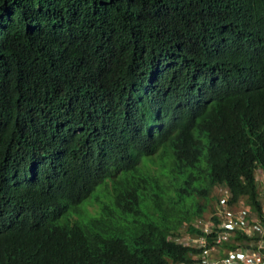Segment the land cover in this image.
<instances>
[{"label": "trees", "instance_id": "trees-1", "mask_svg": "<svg viewBox=\"0 0 264 264\" xmlns=\"http://www.w3.org/2000/svg\"><path fill=\"white\" fill-rule=\"evenodd\" d=\"M256 167L264 0H0V264L186 262Z\"/></svg>", "mask_w": 264, "mask_h": 264}, {"label": "built area", "instance_id": "built-area-1", "mask_svg": "<svg viewBox=\"0 0 264 264\" xmlns=\"http://www.w3.org/2000/svg\"><path fill=\"white\" fill-rule=\"evenodd\" d=\"M216 213L220 217L218 223L210 218L198 222L203 232L196 239L202 246V254L208 257L191 264H264V219L251 212L248 205L233 208L227 204L226 196L221 198ZM229 229L239 230L250 239L245 247H227L225 254H220L218 243L230 239ZM210 234L214 238L209 245L207 235Z\"/></svg>", "mask_w": 264, "mask_h": 264}, {"label": "clouds", "instance_id": "clouds-1", "mask_svg": "<svg viewBox=\"0 0 264 264\" xmlns=\"http://www.w3.org/2000/svg\"><path fill=\"white\" fill-rule=\"evenodd\" d=\"M258 169H260V170H258ZM255 177H256V180H257V183H258L257 186H258L259 195H260V202H261V206H262V208H261L262 213H263L262 216H260L251 207V204L248 203V202H242V201H238V202L234 201V202H232V201H230L229 189L227 187L220 186V187L217 188V191H215L216 198L214 199L213 204H212V206L215 209L214 210V214L217 216V220L216 221L213 220L210 217V213H208V214H206V217L198 218L197 221H196V224L198 225L199 220L206 219V218H210L212 220V222H215V223H218L220 221V217L216 213V211L220 207V200H221V198L223 196H226L227 204H230L233 208H240V206L248 205L250 207L251 212H254L256 215H258L259 217L264 219V210H263V204H264V170H262L260 167H256L255 168ZM83 211H85V212H83ZM83 211H80V215L81 214L82 215H87V218H88L90 213H97L96 212L97 208L89 207L88 209H85ZM75 216H78V215H75ZM80 220H82V219H80ZM229 231L231 233L230 239L223 240L222 242L218 243V247L220 249V252H219L220 254H225V252H226L225 248H227V247H238V246L245 247L243 245V243L238 238H235L237 233L239 232V230H237V231L235 230L234 231L233 229H229ZM201 233H195V234L184 233L185 235L183 234L182 239L181 240L179 239V240L182 241L184 244H188V245L194 246L197 249L195 251H191L190 256L186 260V262L180 261V262H172V263H169V264H191L192 262H201L202 259H204L205 257H208L205 254H202V246L198 245V240L196 239L198 237V235L201 234ZM213 235L214 234L207 235V238L209 239V241H208L209 245L211 244V242H212V240L214 238ZM249 239H250L249 236H247V238H242L243 242H245L246 244L248 243L247 241ZM232 245H234V246H232Z\"/></svg>", "mask_w": 264, "mask_h": 264}, {"label": "rangeland", "instance_id": "rangeland-1", "mask_svg": "<svg viewBox=\"0 0 264 264\" xmlns=\"http://www.w3.org/2000/svg\"><path fill=\"white\" fill-rule=\"evenodd\" d=\"M258 170H260V169H258ZM102 185H98L95 189H94V191L91 193V195L89 196V197H91V196H94V195H98L100 198H103V194L102 195H99L98 194V192H97V189L98 188H100ZM215 191H217V188H216V190ZM215 191L213 192V193H215ZM88 197V198H89ZM87 199V198H86ZM86 199H84V200H86ZM83 200V202L82 203H80L79 204V206L82 208V210H84V204H85V202L86 201H84ZM213 201H214V199H213ZM213 201L211 202V203H213ZM74 206H71L69 209H68V211L64 214V215H62L61 217H60V219L59 220H62V219H64L65 217H69V216H73V213H74V210H72V208H73ZM83 212H85V211H83ZM74 217H77V218H80V219H82V220H85L86 218H87V215H78V216H74ZM129 219H130V217H127V220L123 223L124 224V226H125V231H128V228H127V225L129 224ZM183 229H184V224H182V225H180V227L178 228V230L180 231V233H179V239L181 240L182 239V237H183V234L184 233H186L185 231H183ZM178 232V231H177ZM185 235V234H184Z\"/></svg>", "mask_w": 264, "mask_h": 264}]
</instances>
